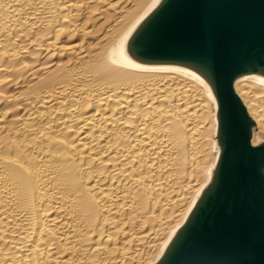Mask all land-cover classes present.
Here are the masks:
<instances>
[{"label":"bare ground","instance_id":"6f19581e","mask_svg":"<svg viewBox=\"0 0 264 264\" xmlns=\"http://www.w3.org/2000/svg\"><path fill=\"white\" fill-rule=\"evenodd\" d=\"M165 2L0 0V264H165L213 191L208 70L141 51ZM232 91L264 148V67Z\"/></svg>","mask_w":264,"mask_h":264},{"label":"water","instance_id":"95a60500","mask_svg":"<svg viewBox=\"0 0 264 264\" xmlns=\"http://www.w3.org/2000/svg\"><path fill=\"white\" fill-rule=\"evenodd\" d=\"M140 46L206 68L220 109L216 185L165 264H264V148L250 147L232 91L237 76L264 67V0H166Z\"/></svg>","mask_w":264,"mask_h":264},{"label":"rangeland","instance_id":"374dc122","mask_svg":"<svg viewBox=\"0 0 264 264\" xmlns=\"http://www.w3.org/2000/svg\"><path fill=\"white\" fill-rule=\"evenodd\" d=\"M255 139H257V138H255ZM219 154V153H218Z\"/></svg>","mask_w":264,"mask_h":264}]
</instances>
